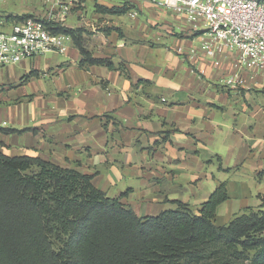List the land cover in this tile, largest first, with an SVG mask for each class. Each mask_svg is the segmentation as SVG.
I'll list each match as a JSON object with an SVG mask.
<instances>
[{
    "label": "crops",
    "instance_id": "obj_1",
    "mask_svg": "<svg viewBox=\"0 0 264 264\" xmlns=\"http://www.w3.org/2000/svg\"><path fill=\"white\" fill-rule=\"evenodd\" d=\"M96 2L134 7L101 15L87 1L98 25L81 20L74 27L92 33L93 58L124 63L128 76L79 67L72 42L63 55L0 67V129L16 131L0 133V153L74 169L110 198L127 193L120 203L139 218L174 209L176 201L197 210L221 183L227 200L217 208V226L259 206L264 71L240 70L236 87H226L222 81L238 71L235 55L205 56L202 19L188 21L153 0ZM51 9L56 21L60 7ZM111 28L124 38L105 34Z\"/></svg>",
    "mask_w": 264,
    "mask_h": 264
},
{
    "label": "trees",
    "instance_id": "obj_2",
    "mask_svg": "<svg viewBox=\"0 0 264 264\" xmlns=\"http://www.w3.org/2000/svg\"><path fill=\"white\" fill-rule=\"evenodd\" d=\"M70 1H92L101 15L121 16L134 8L127 2L107 8L96 0ZM1 18L14 23L31 17ZM45 24L51 33L71 38L79 67L101 66L128 76L124 63L115 67L92 57L90 31ZM111 31L124 38L115 28L105 34ZM262 178L264 169L257 175ZM126 194L110 198L74 169L0 153V264H264V196L257 195L259 206L217 226V208L227 200L224 183L197 210L176 201L174 209L142 218L120 203Z\"/></svg>",
    "mask_w": 264,
    "mask_h": 264
},
{
    "label": "built area",
    "instance_id": "obj_3",
    "mask_svg": "<svg viewBox=\"0 0 264 264\" xmlns=\"http://www.w3.org/2000/svg\"><path fill=\"white\" fill-rule=\"evenodd\" d=\"M5 1L8 0H0V3ZM153 1L188 21L203 20L206 32L200 48L206 57L225 53L235 55L238 71L222 81L224 86L236 87L240 70L264 71V0ZM55 2L61 10L58 23L64 20L68 8L62 6V0ZM72 3L78 5V2ZM0 26L4 27L0 28V67L16 65L47 53L63 55L72 42L67 35L51 33L45 21L40 19L7 23L1 18Z\"/></svg>",
    "mask_w": 264,
    "mask_h": 264
},
{
    "label": "rangeland",
    "instance_id": "obj_4",
    "mask_svg": "<svg viewBox=\"0 0 264 264\" xmlns=\"http://www.w3.org/2000/svg\"><path fill=\"white\" fill-rule=\"evenodd\" d=\"M54 4H56V2H51V0H8L0 3V15L9 17L28 16L49 22V13L52 12L54 15V10L51 9ZM61 4L63 7L68 8L65 22H58L65 28H74L80 25L81 20L87 25H98V21L93 20L90 16L92 12L89 6H85L86 4L75 5L70 0H62ZM53 21L56 23L55 19Z\"/></svg>",
    "mask_w": 264,
    "mask_h": 264
}]
</instances>
